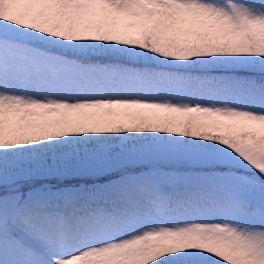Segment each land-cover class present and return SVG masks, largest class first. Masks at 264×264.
Segmentation results:
<instances>
[{
  "label": "snow or ice",
  "instance_id": "obj_1",
  "mask_svg": "<svg viewBox=\"0 0 264 264\" xmlns=\"http://www.w3.org/2000/svg\"><path fill=\"white\" fill-rule=\"evenodd\" d=\"M0 264H264V0H0Z\"/></svg>",
  "mask_w": 264,
  "mask_h": 264
}]
</instances>
